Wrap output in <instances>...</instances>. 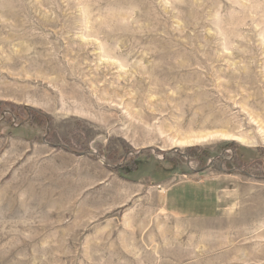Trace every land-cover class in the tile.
<instances>
[{
  "label": "rangeland",
  "instance_id": "1",
  "mask_svg": "<svg viewBox=\"0 0 264 264\" xmlns=\"http://www.w3.org/2000/svg\"><path fill=\"white\" fill-rule=\"evenodd\" d=\"M0 264H264V0H0Z\"/></svg>",
  "mask_w": 264,
  "mask_h": 264
},
{
  "label": "bare ground",
  "instance_id": "2",
  "mask_svg": "<svg viewBox=\"0 0 264 264\" xmlns=\"http://www.w3.org/2000/svg\"><path fill=\"white\" fill-rule=\"evenodd\" d=\"M204 120V119H202ZM189 121V120H188ZM198 121V120H197ZM205 121V120H204ZM203 121V122H204ZM202 123V122H201ZM206 125V124H205ZM204 125V126H205ZM198 126V125H197ZM237 135V134H236ZM214 137H220V138H223V139H232V140H235V141H238L239 143L243 144V145H247V146H253L254 145V141L252 140H248L244 137H239L238 136H230V135H227V134H213V133H205V134H199V135H192L191 138H193V140L195 139L197 142H204V141H208ZM185 142V141H184ZM190 142V141H189ZM194 142V141H193ZM176 145V144H175Z\"/></svg>",
  "mask_w": 264,
  "mask_h": 264
},
{
  "label": "crops",
  "instance_id": "3",
  "mask_svg": "<svg viewBox=\"0 0 264 264\" xmlns=\"http://www.w3.org/2000/svg\"><path fill=\"white\" fill-rule=\"evenodd\" d=\"M168 190L169 189L164 191V197L162 198V200H164L165 207H167V201H168V198H169L168 197Z\"/></svg>",
  "mask_w": 264,
  "mask_h": 264
}]
</instances>
